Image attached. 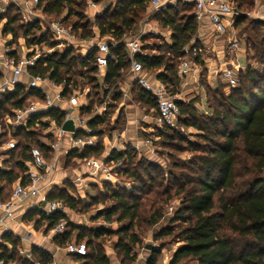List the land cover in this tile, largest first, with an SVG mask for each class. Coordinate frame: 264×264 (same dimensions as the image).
<instances>
[{
  "label": "rangeland",
  "instance_id": "obj_1",
  "mask_svg": "<svg viewBox=\"0 0 264 264\" xmlns=\"http://www.w3.org/2000/svg\"><path fill=\"white\" fill-rule=\"evenodd\" d=\"M19 1L23 3L21 8L13 0H0V16H14L16 18V22L12 25L15 36L12 33L1 32V38L8 44L11 43V47L16 50L18 55L37 53L39 57H43L47 55V50L51 49L49 48L52 47L50 43L55 42L49 31L53 22L61 21L65 27L71 28L73 42L70 47H72L75 55L84 56L90 45L83 43V41L87 42L88 40L83 39L82 35L91 34L93 38H97L96 24L98 21L109 18L114 8L119 9V6L125 5L128 0H70V5H65L60 14L49 12L47 9L50 8V3L46 1L36 8L30 7L27 0ZM179 2L180 4H175L173 7L180 14L185 11H192L190 7L185 8L182 0ZM231 2L239 13L237 18L242 20L234 27L233 34L239 39L240 46L245 51L238 57L242 68H244L240 71L238 84L235 88H230L220 78L217 69L214 73H209L205 66L206 63L201 58L207 56V58L215 59V53L213 57L211 50L205 49L202 42L193 41L199 47L200 54L193 61L197 66L196 70L195 67L192 69L200 73L198 80L203 92H208L207 100H209V106L212 109H208L207 105L200 108L198 105L192 104L193 99H198L196 91L192 89L182 91L183 86L178 83L171 95L183 104L182 108L186 114H180L181 120L177 123L176 128L164 130L166 137L159 136L161 131L150 119L157 116L156 107H150L140 98L138 94L140 87L135 82H130V72L127 67L121 72L120 78L116 80L113 87L105 85L102 88L101 79L96 74L95 79L98 87L95 86V83L90 82L89 77L92 75L85 72L86 68L78 65H74L72 68L75 72L83 73V78L77 75L78 72L73 76L76 81L74 90L81 94L79 100L83 105L89 106L88 109L83 107L82 114L91 117L90 119L97 118L101 121L96 126V135L91 137L95 141V145H101V151L98 155H92L85 159L74 157L71 153L73 149L69 146H66L55 156L53 153L42 152L47 162L55 157L59 164L51 179V195L56 197L62 193L68 194L78 201L76 210H66L65 216L69 223L85 227L86 230L102 227L116 231L127 225L128 220L118 222L116 221L117 216H113L112 221L108 223L102 216H98L99 213L117 206L112 196L123 194L128 203L137 201L139 204L138 217L130 231L137 236L138 240L135 245H129L130 252L128 254L118 244L121 238L118 234L101 235L100 238L93 240L98 250L108 259L109 264H146L152 253L146 248L148 245H152L156 251L159 250L156 256V264H169L174 248L180 245V242H177L175 238L178 228L185 227L182 222H172L174 213L179 209L184 195L196 187L195 182L198 177L196 165L198 159L204 155L203 151L209 148L212 143L222 141L219 133L220 121L216 122L217 128H201L202 130L194 126L184 125L182 122L184 120L188 123L196 122L200 127L203 124H208L211 118H217L216 114H213V109L219 114L234 111L227 96H232L230 100L241 101L245 93H253L258 89L252 84V81L246 79L245 66H249L255 77L264 75V19H260L257 15L259 9H264V0H241L239 7H237V2L233 0ZM24 7L26 8L25 11L32 12V15H27L26 19L21 12V9H25ZM147 14V10L139 12L135 26L129 32H125L124 36H130L138 25L143 24ZM28 22L38 24L39 30L32 31L25 38L23 32ZM155 25L159 27L156 22L150 23V27ZM159 29L160 33H149L143 37L141 41L142 50L149 57L163 56L164 61L167 62L168 54L165 45L171 43L169 32L160 27ZM231 34L225 33L218 41V43H223L226 49L227 57L225 60L227 63L235 55L227 52L229 51L228 41L232 37ZM41 35H43L45 43L34 46L27 43V40L29 42L32 37L39 38ZM98 40L107 43L113 41L109 35H99ZM56 43L58 42L56 41ZM61 50L62 46H55L52 51ZM146 74L150 79H153L156 73L146 72ZM259 83L257 82L256 85ZM214 91H217V94ZM86 95L89 97L86 98ZM31 102L34 103L35 101L32 100ZM191 109L195 111L194 115L187 112ZM143 115H147L149 118L145 119ZM226 127L227 130L232 128L231 125ZM45 131V126H39L35 139L39 140V137L40 140L44 141ZM208 137L212 138V143L207 140ZM17 141L18 143L22 142V138L18 137ZM34 141H29V145L34 146ZM145 141H149V144H145ZM237 146L239 149L241 148L240 141H238ZM65 151L70 152L65 154ZM111 151L123 152L129 156L130 160L106 163ZM6 157L8 158H6L5 166H11L16 172L17 169L13 166L16 161L15 154L10 157L9 153V156ZM91 158L99 159L111 168L116 177L113 183L104 181L100 176L91 175V170L87 164ZM252 164L253 162L241 152L237 153L235 173L239 176V180H247L255 175ZM125 170L133 173L135 179L127 176L124 173ZM156 209L161 210L162 218L155 224H150L149 217ZM29 215L32 217L30 221H34L35 235L33 238H35V245L40 247L41 241L39 240L43 237L42 235L47 236L45 224L37 223L38 218L35 211ZM27 218L25 217L26 223H28ZM166 227L172 229L171 234L163 235ZM25 228L28 227L25 225ZM25 228L21 230L25 231ZM233 238L236 245L235 249L240 250L243 241L236 237ZM15 243L16 248L22 247L19 241ZM16 253L19 257L17 249ZM180 264L194 263L186 259L182 260Z\"/></svg>",
  "mask_w": 264,
  "mask_h": 264
},
{
  "label": "trees",
  "instance_id": "obj_2",
  "mask_svg": "<svg viewBox=\"0 0 264 264\" xmlns=\"http://www.w3.org/2000/svg\"><path fill=\"white\" fill-rule=\"evenodd\" d=\"M45 1L50 3V8L47 10L56 14H60L65 5H70V0H44L43 2ZM149 1L128 0L125 5H120L119 9L114 8L109 18L100 19L102 21H98L96 24L98 34L100 36L109 35L113 40L111 43L116 45L112 47L110 44V52L114 59L109 60L107 63L104 86L113 87L116 80L120 78L121 72L126 67L128 69L129 62L122 43L124 33L129 32L135 26L139 12H145ZM179 1L177 0L176 5L180 4ZM233 1L237 2V7L240 6L241 0ZM183 4L186 9L192 8V11H185L180 14L177 9L169 5L154 16L156 24L158 23L160 28L170 32L169 39L171 43L165 45L168 54L167 62L164 61L163 56L149 57L143 53L135 56L145 72L156 73L155 79L160 81L170 94L178 86L176 72L180 61L184 57L182 49L192 41L197 42L195 36L198 23L192 15L193 5L190 3ZM4 18L6 21L2 27V32L5 34L12 33L15 36L12 25L16 22V18L14 16H0V22ZM239 22H242V20L237 18L233 23V27ZM26 25L23 32L25 38L32 31L39 30L36 23L28 22ZM82 38L90 40L93 35L83 34ZM27 43L34 46L45 43V39L41 35L39 38L32 37L29 42L27 40ZM57 45L56 42L50 43L52 47L49 48H54ZM94 54V49H91L84 56L75 55L72 47L64 46L61 51H52L49 55L39 57L35 66L29 69V72L32 75H46L57 85L63 84V94L67 95L76 86L73 76L78 71L75 72L72 68L74 65H78L86 68L85 72L92 75V77H89L90 82L95 83V86L98 87L99 85L95 79L97 68ZM77 75L83 78V73L78 72ZM245 77L248 81H252V84L258 89L253 93H245L241 101L230 100L232 96H227L231 107L234 109L233 112L219 114L213 109V114H216L217 118H211L208 124H203L201 127L196 122L188 123L186 120L182 122L184 125L194 126L202 130L201 128L215 129L217 128L216 122L220 121L221 129L219 133L222 141L212 143V138H207L212 144L203 151L204 155L198 159L196 187L184 195L179 209L174 213L172 222H182L185 227L178 228L175 238L177 242L182 244L172 255L169 264H180L182 260L186 259L194 264H264V75L255 77L248 66L245 69ZM257 82L260 83L256 85ZM207 93L206 91V105L208 109H212L209 106V100H207ZM214 93L217 94V91H214ZM138 94L150 107H156L154 99L147 91L140 87ZM88 97L89 95H86V98ZM42 99L43 96L39 91L31 89L25 92L24 87L18 84L12 92L2 95L0 99V119L5 114L10 113L11 109L24 107L28 100L42 101ZM88 107L86 108L88 109ZM178 107L180 114H186V111L182 108V103L178 102ZM187 112L192 115L195 113L192 109ZM43 117H50L56 124H60L64 113L51 109L34 115L33 119ZM180 120L181 117L178 123ZM100 123L101 121L97 118L89 121L88 124L93 130L92 135H96L97 131L95 129ZM228 125L232 126L230 130H227L226 126ZM165 133L161 131L159 136L166 137ZM13 136L16 139L18 137L22 138V142L18 143L16 149L7 153V156L10 153V157L15 154L16 161L13 166L17 171L14 172L11 166H7L8 170H0V187L4 184L1 189L4 193L9 192L10 185L13 182L23 178L24 162L29 160L28 147L31 146L29 141L35 140L34 146L47 152L46 147L35 139V133H25L18 130ZM238 141H240V149L237 146ZM100 151L101 145L96 144L92 147H85L80 152L73 150L71 153L74 157L85 159L92 155H98ZM238 152H241L253 162L255 175L250 179L239 180V176L235 173ZM119 160H130V158L123 152L111 151L106 163ZM124 173L135 179V175L128 170H125ZM47 198L62 201L69 210L77 209L76 204H78V201L68 194L62 193L54 197L49 192ZM112 198L116 201L117 206L99 213L98 216H102L108 223L112 221L113 216H117L116 221L118 222L128 220L127 225L116 231L102 227L95 230H86L85 227L69 223L63 213L46 216L36 211L37 223H44L46 230H50L59 221L66 220L67 225L64 233L61 236L54 237L53 242L58 246H64L72 238H75L77 242L86 241L89 254L80 259L88 260L91 264H109L108 259L98 250L96 243L93 241L95 238H100L101 235H120L121 238L118 244L126 254L130 252L129 245H135L138 240L137 236L130 233V231L138 217L139 204L137 201L128 203L123 194H114ZM30 216L27 215L28 220L32 219ZM161 218V210L156 209L149 217L150 224H155ZM171 233L172 229L166 227L163 235ZM232 236L243 241L240 250L235 249L236 245ZM3 241L10 243L12 246L9 254L5 249L3 251L6 260L14 261L16 264H29L17 257L16 241L11 235H4ZM31 253L34 261L40 264H50V255L45 251L32 247ZM158 253L159 250H152L151 257L146 264H156Z\"/></svg>",
  "mask_w": 264,
  "mask_h": 264
},
{
  "label": "built area",
  "instance_id": "obj_3",
  "mask_svg": "<svg viewBox=\"0 0 264 264\" xmlns=\"http://www.w3.org/2000/svg\"><path fill=\"white\" fill-rule=\"evenodd\" d=\"M43 1L27 0L32 8L38 7ZM182 1L193 5L192 15L195 17L197 23L201 22L203 18H206L216 34L223 21L228 22L227 26L232 27L235 19L239 16L231 0ZM176 3L177 0L175 2L173 0H150L146 8L148 14L144 23L138 25L136 28L137 31L132 37L127 40L123 38L122 42L129 62L128 70L133 75V81L147 91L155 101L157 113L155 117L156 127L160 131L176 128L180 118L179 101L167 91L160 81L156 79L150 80L146 77V72L143 70L141 63L136 60L135 56L142 53L145 54L141 45L144 36L149 33L161 32L157 25L150 27L149 23L154 20L155 14L164 10L169 5L175 6ZM27 15H32V12L25 11L23 13L24 19H26ZM257 15L260 19H264V9H259ZM49 31L53 36V40L58 42L57 46H62V48L64 46L69 47L73 42L71 28L65 27L61 21L53 22L49 27ZM110 44L112 47L116 46L114 43L99 41L92 47L95 51L96 75L101 79V88L104 87L107 63L109 60L114 59V56L110 52ZM240 49L242 48L240 47L239 39L235 35H232L228 41V52L234 53L235 55L229 63L225 62L223 68L217 71L220 74V78L230 88L237 86L240 71L244 69L238 60V52ZM52 50L53 48L47 50L46 54H51ZM241 51L243 53L245 52L244 49ZM13 52V49L6 46L0 49V99L3 94L12 92L18 84L24 87L25 92L31 89L39 91L43 99L42 101H35L34 103L28 100L27 102L29 103L25 104L24 107L11 109L10 113L5 114L0 119V155L18 147V141L13 136L18 130L36 134L37 128L41 125L45 126L46 131L43 137L44 141L40 140L39 137L38 141L46 147L48 153H53L54 156L61 150V144L66 135L68 136L69 147L78 152L85 147L95 146V141L91 138L93 130L88 124L90 118L83 117L76 111L80 107L78 92L73 89L70 94L64 95L62 92L64 90L63 84L57 85L46 75L30 74L29 69L35 66L39 54H23L18 56L13 55ZM182 52L184 57L180 61L176 72L178 83H182L190 71L196 70L197 66L193 61L200 54V49L192 41L182 49ZM193 67L195 68L192 69ZM22 76L25 77L24 81L20 80ZM61 104H66V106H61ZM198 107L202 108V105ZM51 109L64 113L63 120L60 124H56L50 117L33 119L34 115ZM66 119L72 120L75 129L74 132H65L61 129V125ZM145 144H149V141H145ZM67 153L68 151H65V154ZM28 155L29 160L24 162L25 171L23 178L13 182L10 185L8 193H4L1 190L4 184L0 187V264H16L14 261L6 260L3 256L4 249L8 254L12 250L11 244L3 241L4 235L9 234L15 241L21 243L28 242L32 236L29 231L20 237L16 235L12 225L17 220L21 221L31 211H38L41 214L50 216L55 213L66 214V210H68L62 201L49 200L47 198L52 184V175L58 160L54 157L50 162H47L42 150L37 146H29ZM87 164L89 165L92 176H100L101 179L110 183L115 181V174L104 162L91 158ZM0 170L4 171L8 170V168L0 163ZM66 225V220L59 221L52 229L46 230L47 236L43 237L52 240L56 236H61L66 229ZM55 246L61 249V252L65 251L68 260L65 262H57L55 257L49 254L50 264H91L88 260L80 259L89 254L86 241L77 242L75 238H72L64 246H58L57 244ZM16 249L19 252V258L22 260L27 261L29 264H40L34 261L31 253L32 248L24 249L23 245L21 248L17 247Z\"/></svg>",
  "mask_w": 264,
  "mask_h": 264
},
{
  "label": "crops",
  "instance_id": "obj_4",
  "mask_svg": "<svg viewBox=\"0 0 264 264\" xmlns=\"http://www.w3.org/2000/svg\"><path fill=\"white\" fill-rule=\"evenodd\" d=\"M13 2H15V3H17V6L19 5L20 6V8H21V6H23V3L21 4L20 3V1L19 0H13ZM19 2V3H18ZM30 7H31V5H30ZM29 7V8H30ZM25 8V7H24ZM28 8V9H29ZM22 11V14L25 12V10H26V8L25 9H21ZM27 17V16H26ZM5 21H6V19L4 18L1 22H0V36H1V32H2V27H3V25H4V23H5ZM152 22H154L155 23V21L154 20H152V21H150V23H152ZM149 23V24H150ZM227 24H228V22H225V21H223L222 23H221V25H220V28H219V31L217 32V34L213 31V28L211 27V25H210V23H209V21L206 19V18H203V20L201 21V22H198V25H197V33H196V36H195V39L197 40V41H199V42H202L203 43V47L205 46V49H210L211 50V52L213 53V57H214V53H215V59H210V58H207V56L206 57H204V58H201L202 59V61L203 62H205L206 63V67H207V69H208V71H209V73H214L215 71H216V69L217 70H220V69H222L223 68V64L225 63V62H227L226 60H225V58L227 57V53H226V49H225V47L223 46V43L221 44V43H218V41L221 39V37H223L224 36V34L225 33H229V34H231V35H234L233 33H234V27L232 26H227ZM97 32V38H92V39H90V40H88L87 42H85V41H83V43H85V45H87V44H89L90 45V47H89V49L87 50V52L89 51V50H91L92 49V47H94V44L95 43H97V42H99V40H98V36H99V34H98V30H96ZM137 31V29H135V31L130 35V36H128V37H125L124 36V40L126 39H129L130 37H132V35L135 33ZM95 32H94V34H96ZM169 38H170V32H169ZM170 40V39H169ZM169 42V41H168ZM4 46H6V47H9V48H11V49H13L14 50V52H13V55H18L17 53H16V50L14 49V48H12L11 46V43L10 44H8V42H6V41H4L3 40V38H1V40H0V49L2 48V47H4ZM218 46V47H217ZM241 47V46H240ZM224 48V49H223ZM242 48V47H241ZM243 49V48H242ZM242 49H240V54H239V52H238V55L240 56L241 54H242ZM86 52V53H87ZM228 52V51H227ZM229 53V52H228ZM244 54V53H243ZM226 55V56H225ZM18 56H20V55H18ZM240 62V61H239ZM240 65L242 66V64H241V62H240ZM213 67V68H212ZM195 70H192V71H190L188 74H187V76H186V79L185 80H183V82L180 84L179 83V85H182L183 87H182V91H185V90H189V89H192V90H194V91H196V93H197V95H198V99H193L192 101H193V103L192 104H196V105H202V106H204V105H206V93H204L203 92V90L201 89V86H200V81L198 80V77L200 76V73H197L196 71L194 72ZM146 77L148 78V79H150L149 78V76L146 74ZM153 79H155V78H153ZM153 79H150V80H153ZM20 80H22V81H24L25 80V77L24 76H22L21 78H20ZM130 82H134L133 81V75L130 73ZM75 91V90H74ZM63 92V91H62ZM77 92V91H76ZM78 99H79V97H80V93L78 92ZM79 102H80V107L78 108V110H76L77 111V113H79L81 116H86L87 117V115H83L82 114V109H83V107H87L86 106V104L85 105H83L82 104V102L79 100ZM205 103V104H204ZM61 106H66V104H61ZM44 112V111H43ZM42 112V113H43ZM143 117L145 118V119H147V118H149L147 115H143ZM89 118H91V117H89ZM150 119H152L153 121H154V124H155V126H156V120H155V118H150ZM91 119H89V121H90ZM89 123V122H88ZM90 127V126H89ZM93 136V135H92ZM66 146H69V141H68V136L66 135V137L63 139V141H62V144H61V150L62 149H64ZM61 150H59L58 151V153L61 151ZM6 156H7V153H5V154H1L0 155V161H2V162H0V163H2L4 166H5V164H6ZM60 156V155H59ZM58 163L56 164V168L58 167ZM55 168V169H56ZM55 171V170H54ZM54 174V173H53ZM53 176V175H52ZM53 178V177H52ZM17 220V219H16ZM26 220H25V218H23L21 221L20 220H17V222L16 223H14L13 225H12V228H13V230H14V232L16 233V235H18L19 237L20 236H23L24 235V233L25 232H27V231H29V232H31V234H32V236L30 237V239H29V241L28 242H26V243H21V245L23 244L24 245V249L25 248H32V247H37V248H39L40 249V247H42L43 248V251H45L46 253H48V254H51V255H53L54 257H55V259L57 260V262H65L66 260H68V257H67V255H66V253H65V251H60L61 249H58L56 246H55V242H53V239L52 240H50L49 238H44V237H41V240H39V241H41L40 242V247H38V245H35V238H33L34 237V235H35V232H34V229H33V225H34V221H30V220H28L27 219V222L28 223H26L25 222ZM25 225L28 227V228H25ZM23 228H25V231H22L21 229H23ZM44 228H45V230H46V227L44 226ZM19 230V231H18ZM42 236H44V235H42ZM53 242V243H52ZM182 243H180V245H181ZM22 245V246H23ZM179 245V246H180ZM178 246V247H179ZM178 247H175L174 248V252L177 250V248ZM42 248H41V250H42ZM174 252H173V254H174Z\"/></svg>",
  "mask_w": 264,
  "mask_h": 264
},
{
  "label": "water",
  "instance_id": "obj_5",
  "mask_svg": "<svg viewBox=\"0 0 264 264\" xmlns=\"http://www.w3.org/2000/svg\"><path fill=\"white\" fill-rule=\"evenodd\" d=\"M61 129L65 132H74L75 129H74V125H73L72 120L66 119L65 121H63V123L61 125ZM146 248L151 250V251L154 250V247L152 245H148V246H146Z\"/></svg>",
  "mask_w": 264,
  "mask_h": 264
},
{
  "label": "clouds",
  "instance_id": "obj_6",
  "mask_svg": "<svg viewBox=\"0 0 264 264\" xmlns=\"http://www.w3.org/2000/svg\"><path fill=\"white\" fill-rule=\"evenodd\" d=\"M173 2H175V0H173Z\"/></svg>",
  "mask_w": 264,
  "mask_h": 264
}]
</instances>
